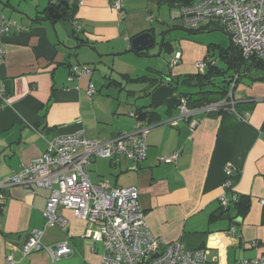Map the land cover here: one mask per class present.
<instances>
[{
    "label": "crops",
    "instance_id": "1",
    "mask_svg": "<svg viewBox=\"0 0 264 264\" xmlns=\"http://www.w3.org/2000/svg\"><path fill=\"white\" fill-rule=\"evenodd\" d=\"M59 2L70 6L66 8L69 16L51 18L47 7ZM120 2L123 17L108 0H0V22H14L7 32H0V179L43 153L48 139L83 130L91 139L107 140L120 132L148 127L146 158L139 164L125 158L108 159L113 180L100 177L98 181L135 186L145 222L166 244L178 242L187 250L205 248L209 259L219 264L264 257V206L259 202L264 197V79L238 76L232 95L234 111L211 105L212 100H187L170 79L196 73L194 61L203 54L186 39L180 48L172 46L165 33L163 41L169 43L170 53L181 51L180 61L168 74L155 69L162 74L161 82L131 89L134 99L123 101L108 88L121 91L123 74L132 77L137 71L131 64L138 59L130 56H140L129 51L130 38L149 28L161 33L183 27L178 15L183 5L181 0ZM215 26L209 21L197 30ZM119 56L128 58L129 72L104 65L102 75L94 78L106 88L103 92L92 84L93 69L91 74L80 72L68 79L72 65L102 59L105 64ZM116 69L119 79L111 77ZM244 73L264 78V74ZM90 83L95 93L87 96ZM183 100L191 111L188 117H182L178 108ZM137 107L155 110L158 120L129 115ZM242 114L245 119L240 118ZM192 119L197 123L190 127ZM174 151H178L175 161H159ZM226 164L232 168L230 180L237 199L248 204L244 213L234 201L224 212L220 207L219 198L226 192ZM0 193L4 204L0 264H53L46 250L22 255L20 247L31 229L43 230L45 246L68 243L72 252L58 264L101 263L104 248L94 225L77 218L72 210H62L65 225L44 227L46 189L32 192L12 185ZM227 213L229 218H222ZM88 230L94 232V239L86 235Z\"/></svg>",
    "mask_w": 264,
    "mask_h": 264
},
{
    "label": "built area",
    "instance_id": "2",
    "mask_svg": "<svg viewBox=\"0 0 264 264\" xmlns=\"http://www.w3.org/2000/svg\"><path fill=\"white\" fill-rule=\"evenodd\" d=\"M108 2L122 17L125 15L120 0ZM178 15L183 28L189 31H195L214 19L219 20L243 59H264V0H197L181 6ZM147 18L150 19V16ZM12 25L14 22L8 19L1 21L0 32H7ZM74 27L79 30L80 25L75 23ZM180 58L181 51L174 50L168 63L174 66ZM206 66L204 61L196 63L201 73ZM80 72L91 74L92 70L72 65L68 79ZM237 77L235 74L229 84L226 99L211 105L234 111L232 95ZM93 93L95 89L90 83L86 94L91 96ZM178 108L182 117H188L191 113L184 100ZM129 115L134 116V113L130 112ZM240 118L245 119L246 114ZM196 123L192 119L190 127ZM148 131V127H140L120 132L107 140H99L91 139L83 130H79L48 139L43 153L0 179V189L12 185H20L32 192L39 188L46 189L48 197L43 210L44 227L65 225L62 210H72L77 218L94 225L95 235L104 248L100 264H219L209 259L205 248L187 250L181 243L166 244L154 236L145 222L135 186H116L105 180L96 183L90 181L88 166L96 157L112 161L125 158L135 164L142 162L147 154ZM177 157L178 151H174L158 159L162 163H171ZM223 171V186L227 193L220 196L219 202L221 207L226 208L237 199V193L232 189L231 166L226 164ZM259 202L264 206V197ZM94 232L88 230L86 235L94 239ZM42 236V229H31L20 247L22 255L46 250L53 264H58L72 252L66 241L43 245ZM260 263H264V257L243 259L240 264Z\"/></svg>",
    "mask_w": 264,
    "mask_h": 264
},
{
    "label": "rangeland",
    "instance_id": "3",
    "mask_svg": "<svg viewBox=\"0 0 264 264\" xmlns=\"http://www.w3.org/2000/svg\"><path fill=\"white\" fill-rule=\"evenodd\" d=\"M215 22V27L210 28V31H203V30H198V31H192L189 32L188 30H185L181 26H177L172 28L171 30H168L166 32V37L170 39L172 42V46H175L177 48H180L181 45V40L190 41L191 44L194 45L198 49L199 54H203L200 59H197V61H194V67H196V62L203 61L204 57L207 55L210 59L215 60L216 66L220 68H226V64L224 61V58L222 57V51L223 49L229 50V39L228 36L224 33V31L221 28V24L219 20L214 19L212 20ZM202 31V32H201ZM161 44V36L160 33L156 32L155 35V44L148 49L144 50L147 55L145 56H140L138 58H133L132 59H138L135 60L131 65L135 66L137 71H133L132 73V78H136L137 75H149L151 69H158L161 70L163 73L168 74L170 71V68L172 67L169 63V55L173 53V50L168 51L166 48H163L160 46ZM237 52L239 50L235 48ZM113 58L110 59L109 63L102 59L101 62L94 61L90 63H85V64H78L79 68L81 67H87L90 69H93L94 75H93V80L92 84L95 86L96 89L100 88V91L103 92L106 88L101 87V84L96 83L94 78H97L98 75L99 77L102 75L101 69H103L104 65L105 66H114L116 68H122V72H129L126 71V68H130L128 58L124 56H119V58H115V61H112ZM108 64V65H107ZM130 65V66H131ZM243 66L245 67V70L247 73L250 74H264V69L262 67H256L251 61H246L243 63ZM207 68V66H206ZM205 68V69H206ZM196 73H197V68ZM117 69L115 70V73H111V77L118 78L119 76L116 74ZM136 72V73H135ZM139 72V74L137 73ZM230 74V73H229ZM228 77V75H226ZM102 78V77H101ZM99 79V78H98ZM222 78H219L218 81H220ZM121 80V79H120ZM107 81V80H106ZM98 82V81H97ZM117 86V85H116ZM119 87V86H118ZM147 84L142 83V82H136V81H131V80H122V90L119 91L118 88L115 86H111L108 88L110 92L116 95H120L123 97V101L130 102L134 99V97L130 94V90H141L143 88H146ZM178 87L185 91L187 90V87H184L182 85H178ZM113 166L110 165L108 159L101 158V157H96L93 159V161L90 163L88 166V175L92 182H97L100 177H104L109 180H113V177L111 174H113ZM118 167V166H117Z\"/></svg>",
    "mask_w": 264,
    "mask_h": 264
},
{
    "label": "trees",
    "instance_id": "4",
    "mask_svg": "<svg viewBox=\"0 0 264 264\" xmlns=\"http://www.w3.org/2000/svg\"><path fill=\"white\" fill-rule=\"evenodd\" d=\"M179 1V0H178ZM182 5H188L191 4L193 0H181ZM55 6L57 9L64 6L65 8H68L67 3L65 2H59L57 4H51ZM198 31V30H195ZM192 32V31H189ZM161 47L166 48L168 51L170 50L169 43L163 41L161 44ZM236 47L233 46L234 56L232 54L231 48L229 47V50L223 49L222 51V57L224 58L226 68H220L216 66V62L213 59H210L207 55L204 57L203 61L206 63L207 68L205 71L193 73V74H186V75H180L176 77H171L170 83L174 87H178V85H182L184 87H187V90L182 91L181 94L183 97L187 100H212V101H220L224 100L227 97L229 84L234 79L235 73H233V69L237 67L238 71L242 70L243 72H246L245 67L243 66V63L246 61H251L256 67H262L264 69V59H254L251 58L249 60L243 59L239 52L236 51ZM129 51L134 52L138 56H145L146 52L144 50H133L132 48L129 49ZM151 73H157L158 77H153L149 75H141L137 76L136 78L129 77L126 74H123V77L127 80L136 81V82H142L149 84L151 87L155 86L159 82H161V76L162 74L160 71L155 69H149ZM230 73V74H229ZM228 75V77L226 76ZM219 78H222L220 81H218ZM239 78L237 77L235 82ZM134 117L137 120H147L148 122H156L158 120V114L155 110L148 109L145 107H137L135 109ZM3 196L0 193V198ZM236 204L240 206V209L244 213L246 211V208L248 206L247 202H243L239 199H236L234 201ZM3 203L0 201V214L3 213ZM221 207V206H220ZM222 208V212L227 210L226 208Z\"/></svg>",
    "mask_w": 264,
    "mask_h": 264
},
{
    "label": "water",
    "instance_id": "5",
    "mask_svg": "<svg viewBox=\"0 0 264 264\" xmlns=\"http://www.w3.org/2000/svg\"><path fill=\"white\" fill-rule=\"evenodd\" d=\"M47 11H48V14L51 18H57L58 19V18H63V17L69 16V12L66 10V8L64 6L57 9L55 6L50 5L49 7H47ZM205 31H210V30H205ZM165 33H166V31H162L160 33L161 44L164 40ZM225 34L227 35V33H225ZM155 35H156V33L154 32L153 28L146 29L145 31H143V32H141V33L130 38V46L133 50H138V51L146 50L155 44ZM228 39H229V47L231 48L232 54L234 56L233 44H232L229 36H228ZM73 40L78 41V42H82L83 39H81L79 37H74ZM68 48L70 49L73 47H68ZM233 73L237 74L239 77H244V78H247V79L252 80V81H255L257 79H264V78H259V77L258 78L252 77L251 75L244 73L242 70L238 71L237 67L233 69ZM222 218H224V219L229 218V214L227 213V214L223 215ZM233 223L235 225L238 224L237 222H233ZM155 255H156V253L153 254V256H155Z\"/></svg>",
    "mask_w": 264,
    "mask_h": 264
},
{
    "label": "clouds",
    "instance_id": "6",
    "mask_svg": "<svg viewBox=\"0 0 264 264\" xmlns=\"http://www.w3.org/2000/svg\"><path fill=\"white\" fill-rule=\"evenodd\" d=\"M189 31V30H188Z\"/></svg>",
    "mask_w": 264,
    "mask_h": 264
}]
</instances>
